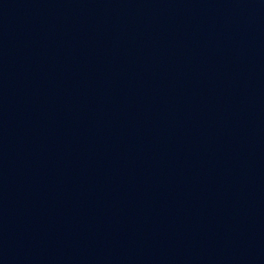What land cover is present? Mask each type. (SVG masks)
Segmentation results:
<instances>
[{
	"label": "water",
	"instance_id": "1",
	"mask_svg": "<svg viewBox=\"0 0 264 264\" xmlns=\"http://www.w3.org/2000/svg\"><path fill=\"white\" fill-rule=\"evenodd\" d=\"M0 264H264V0H0Z\"/></svg>",
	"mask_w": 264,
	"mask_h": 264
}]
</instances>
